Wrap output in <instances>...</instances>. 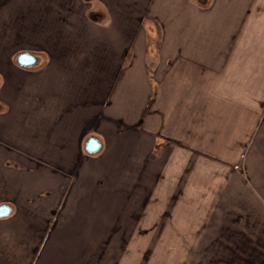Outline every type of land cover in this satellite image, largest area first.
Segmentation results:
<instances>
[{
    "label": "crops",
    "instance_id": "1",
    "mask_svg": "<svg viewBox=\"0 0 264 264\" xmlns=\"http://www.w3.org/2000/svg\"><path fill=\"white\" fill-rule=\"evenodd\" d=\"M215 14L225 16L222 34ZM146 17L161 21V43L149 40ZM263 36L264 0H0V125L11 107L15 160L26 169H0V195L14 192L30 211L0 200L12 207L0 217V264H71L70 231L56 233L60 220L38 209L71 201L60 168L84 150L79 170L90 169L96 191L113 169L122 207H142L144 221L198 213L187 210L195 198L207 210L193 239L207 229L226 259L264 264ZM22 51L38 63L18 65ZM90 136L102 142L96 153L85 149ZM44 188L60 193L41 199Z\"/></svg>",
    "mask_w": 264,
    "mask_h": 264
},
{
    "label": "rangeland",
    "instance_id": "2",
    "mask_svg": "<svg viewBox=\"0 0 264 264\" xmlns=\"http://www.w3.org/2000/svg\"><path fill=\"white\" fill-rule=\"evenodd\" d=\"M146 1L141 0V8L144 7ZM193 1L200 8L207 7L212 2V0ZM221 3L222 1L217 2L218 6H224L225 3ZM78 6L76 8L81 9ZM251 6L253 8L254 5ZM217 17L218 20H221L225 16L215 14L214 17L216 34H222L224 26L221 21L220 23L216 21ZM149 22L154 27L152 32H148L149 40L151 41L153 38L156 44L161 43L164 39V27L161 21L158 18L148 19V17L143 21L145 26ZM249 37L257 38V33L254 32L253 36ZM73 48L77 49V46H73ZM155 49H158L157 45H155ZM5 113L6 118L12 120L0 125V169L12 172L15 169L24 171L26 170L25 164H20L15 160V138L20 132L14 126V111L8 106ZM103 127L104 129L108 128ZM99 135L104 139V149L106 150L111 144V136L106 133ZM88 156L84 150L78 159L68 160V164L64 165L65 169L60 168V172L65 174L64 177L67 176V180L71 176V185L65 191H61L64 193L63 198H70L71 201L65 206L60 203L57 206L44 205L38 209L40 216L55 215L60 220V223L55 224L56 233L59 230L60 232L70 231V251L68 252H70L71 264H238L239 258L243 260L247 258L245 255H239L234 258L235 260L226 259L228 255H224L223 252L228 250V247L226 246L222 251L216 250L217 248L212 246V240L207 236V229H204L202 237L198 240L193 239L198 227L205 228V215L200 212L207 210V206L202 207V203L201 206L199 203L197 205L195 198L187 200V210L191 212L198 210V213L177 216L180 221H174L175 216L169 217L171 219L169 222L163 220L160 222L159 216H151V220L144 221L145 213H143L142 207L138 209L139 213L122 207L125 195L113 190L112 180L115 177L113 169L106 172L109 176L103 175L102 191H96L90 169L85 168L84 172L82 171L83 174L79 170L80 167L81 169L83 167L80 166L81 163L89 158ZM103 164L106 165L105 162ZM106 167L110 168V165L108 164ZM50 176L52 177V174ZM82 178L84 183L79 185ZM62 180L63 178L60 179V182ZM44 181L46 182V180ZM59 193L60 191L53 192L46 188L39 191L41 199H47V196L57 198ZM5 196L4 198V195H0V200H5L10 204L18 203L19 196L14 192ZM176 199L173 198L171 201L172 208L175 206ZM157 201H159L158 197H153L150 204ZM14 209L15 213L19 215L30 213L25 207L17 204ZM209 230H213L212 226ZM58 241L56 239L55 244L49 241L48 246H59ZM221 242L222 240L216 246H221ZM248 243H251V240H248ZM243 249L244 247H242ZM229 251L232 252L233 248L231 247ZM32 257L35 258L31 254L24 255L23 260L29 262ZM243 260L239 262L244 264ZM38 262H41V259Z\"/></svg>",
    "mask_w": 264,
    "mask_h": 264
},
{
    "label": "water",
    "instance_id": "3",
    "mask_svg": "<svg viewBox=\"0 0 264 264\" xmlns=\"http://www.w3.org/2000/svg\"><path fill=\"white\" fill-rule=\"evenodd\" d=\"M39 61V56L31 51H22L17 54L16 62L22 67H32ZM102 148V142L96 136H90L85 142V149L89 153H96ZM12 212V207L3 203L0 204V217L8 216Z\"/></svg>",
    "mask_w": 264,
    "mask_h": 264
}]
</instances>
